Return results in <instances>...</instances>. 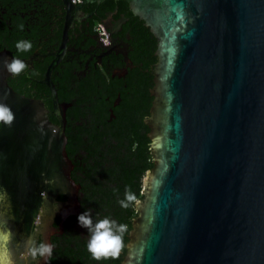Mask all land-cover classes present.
<instances>
[{
	"label": "water",
	"instance_id": "water-1",
	"mask_svg": "<svg viewBox=\"0 0 264 264\" xmlns=\"http://www.w3.org/2000/svg\"><path fill=\"white\" fill-rule=\"evenodd\" d=\"M0 102V264H264V0H0ZM85 211L128 225L118 259Z\"/></svg>",
	"mask_w": 264,
	"mask_h": 264
},
{
	"label": "clouds",
	"instance_id": "clouds-1",
	"mask_svg": "<svg viewBox=\"0 0 264 264\" xmlns=\"http://www.w3.org/2000/svg\"><path fill=\"white\" fill-rule=\"evenodd\" d=\"M24 24H19V30L23 31ZM18 52H28L32 48V43L27 40H20L15 44ZM4 66L8 73L13 76L19 75L26 70L27 64L16 57L11 60H5ZM15 120V114L6 103L0 102V122L11 126ZM123 209L138 208L141 200L130 187L125 188L124 198L118 201ZM78 223L82 228L87 229L89 240L87 251L91 254L93 260L101 261L106 259H118L121 251L125 247L124 236L128 232V225L117 223L110 217L98 219L95 223L89 212H83L78 216ZM3 239L10 238L11 233L0 234ZM28 254L35 260L37 257H51L54 245L48 242L37 243L35 239L28 240Z\"/></svg>",
	"mask_w": 264,
	"mask_h": 264
},
{
	"label": "flooded vegetation",
	"instance_id": "flooded-vegetation-1",
	"mask_svg": "<svg viewBox=\"0 0 264 264\" xmlns=\"http://www.w3.org/2000/svg\"><path fill=\"white\" fill-rule=\"evenodd\" d=\"M70 2L73 5H76V4H79L80 3V0H70ZM90 21H91V24H92L90 26V31L92 33L95 32L98 35V39L101 41L102 45H106L107 44V40H106L104 31H103V28L99 25V23L95 19H91ZM99 32H101L102 37H100ZM94 64L96 65L99 73L105 79V84L108 87V79H107V76H106L105 72L103 71V69L97 63H94ZM128 137L131 139V142H132V136L129 135ZM131 147H132V144H131L130 149H129L130 152H131ZM141 190H142V178H141L140 194H141Z\"/></svg>",
	"mask_w": 264,
	"mask_h": 264
},
{
	"label": "trees",
	"instance_id": "trees-1",
	"mask_svg": "<svg viewBox=\"0 0 264 264\" xmlns=\"http://www.w3.org/2000/svg\"><path fill=\"white\" fill-rule=\"evenodd\" d=\"M135 147H136V142L134 141V139H133V137H132V147H131V152L134 151ZM140 178H142V177H140ZM137 196H138V198L141 196V194H140V188H139V190H138V192H137ZM129 213H130V216L127 217V218H125L126 220H129V219H131V218L133 217V212H129Z\"/></svg>",
	"mask_w": 264,
	"mask_h": 264
},
{
	"label": "built area",
	"instance_id": "built-area-1",
	"mask_svg": "<svg viewBox=\"0 0 264 264\" xmlns=\"http://www.w3.org/2000/svg\"><path fill=\"white\" fill-rule=\"evenodd\" d=\"M99 34H100V37H102V34H101V32H99Z\"/></svg>",
	"mask_w": 264,
	"mask_h": 264
}]
</instances>
